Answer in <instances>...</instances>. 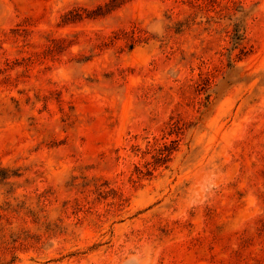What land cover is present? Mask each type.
<instances>
[{
  "label": "rangeland",
  "instance_id": "1",
  "mask_svg": "<svg viewBox=\"0 0 264 264\" xmlns=\"http://www.w3.org/2000/svg\"><path fill=\"white\" fill-rule=\"evenodd\" d=\"M0 264H264V0H0Z\"/></svg>",
  "mask_w": 264,
  "mask_h": 264
}]
</instances>
